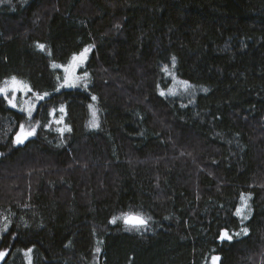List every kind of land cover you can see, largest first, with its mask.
I'll list each match as a JSON object with an SVG mask.
<instances>
[{"label": "trees", "instance_id": "16d2710c", "mask_svg": "<svg viewBox=\"0 0 264 264\" xmlns=\"http://www.w3.org/2000/svg\"><path fill=\"white\" fill-rule=\"evenodd\" d=\"M13 77L45 97L0 94V264H264V0H0Z\"/></svg>", "mask_w": 264, "mask_h": 264}, {"label": "rangeland", "instance_id": "374dc122", "mask_svg": "<svg viewBox=\"0 0 264 264\" xmlns=\"http://www.w3.org/2000/svg\"><path fill=\"white\" fill-rule=\"evenodd\" d=\"M90 50L85 53L84 51L83 56H81L82 53L76 54L72 57L70 62L64 66L65 72H66V79L63 83L62 87L65 88H81L86 89L89 87L90 80L89 76H86L88 73H81L79 70L80 68L86 63ZM17 81L22 82V80L17 79ZM181 80V79H180ZM184 81V80H182ZM175 83V82H174ZM173 83V85H174ZM23 85H27V87L23 86H13L12 79H8L4 84H1L0 88L7 87L8 92L7 95L0 93L1 95L6 96L9 99V102L11 101L12 106H19L20 108L27 109V112H33V109L36 108V104L45 97V95H39L32 92L31 88L29 87L26 82L23 81ZM42 97V98H41ZM30 115V114H29ZM54 120L57 124H59L60 128L63 130L65 128L64 124V108L59 107L57 110H54L53 112ZM93 115H96V110L93 111ZM30 129V126L25 127V131H28ZM36 131H34V134ZM20 134V133H19ZM17 134V135H19ZM33 134V135H34ZM27 139V138H26ZM21 143H25V140ZM5 255L0 256V262H2L6 257ZM28 264H32V257L31 254H27ZM215 264H218L216 261Z\"/></svg>", "mask_w": 264, "mask_h": 264}, {"label": "snow or ice", "instance_id": "6c2138e0", "mask_svg": "<svg viewBox=\"0 0 264 264\" xmlns=\"http://www.w3.org/2000/svg\"><path fill=\"white\" fill-rule=\"evenodd\" d=\"M40 47L43 48L44 46L43 45H40ZM87 51H88V49H85L84 50L85 53ZM81 56H83V53L81 54ZM12 84H13V86H23V87H27V85H23V82L17 81L15 77L12 78ZM7 92H8L7 87L0 88V93H3L5 95H7ZM10 103H11V101H10ZM33 134H34V130H32V131H25L24 128H23V126H21V132H20V134L17 137V143L23 142L24 139H26L28 136L33 135ZM247 207H248L247 206V202L245 201L244 204H242L241 207L237 209V215L242 216L243 218L246 219L247 216L245 215V209ZM130 222L139 223V224L146 223V221H144L140 217H132ZM247 231H248L247 229H243V232L247 233ZM236 235H240V233H236ZM221 238L222 239L223 238H227V239L230 240L232 237H231V235L227 231H225L222 234ZM97 251H99V249H97ZM3 255H5V253L0 252V256H3ZM218 259H219L218 257L214 258V260H218Z\"/></svg>", "mask_w": 264, "mask_h": 264}, {"label": "water", "instance_id": "95a60500", "mask_svg": "<svg viewBox=\"0 0 264 264\" xmlns=\"http://www.w3.org/2000/svg\"><path fill=\"white\" fill-rule=\"evenodd\" d=\"M132 217H140V218H142L144 221H146V219H144V217L141 216V215L130 214V215L126 216V217L123 219V220H124V223H125L126 225H130V226H145V225L147 224V221H146V223H143V224L130 222Z\"/></svg>", "mask_w": 264, "mask_h": 264}]
</instances>
